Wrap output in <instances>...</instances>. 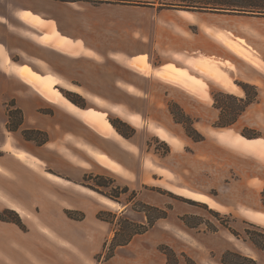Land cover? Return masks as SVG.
<instances>
[{"label": "rangeland", "instance_id": "374dc122", "mask_svg": "<svg viewBox=\"0 0 264 264\" xmlns=\"http://www.w3.org/2000/svg\"><path fill=\"white\" fill-rule=\"evenodd\" d=\"M216 9L193 11L217 12L213 16L217 27L215 36L224 39L230 46L229 41L243 44L264 66V14L246 10L250 7ZM253 9L259 10V7ZM231 49L235 51L232 46ZM237 54L248 64L233 56L225 64L215 62L211 66L225 72V78L238 89L237 92L227 88L222 90L202 72L198 79L196 76L197 80L189 78L203 89H193V93L165 82L153 83L155 91L145 93L144 99L128 100L124 93H99L108 98L105 100L97 99L92 93L64 89L53 91L67 100L71 98L83 104L84 107H78L117 132L123 143L96 128L99 134L135 154L127 153L130 171L127 168L120 173L100 168H73V180L81 185L51 173L56 177L53 179L46 175L50 172L44 173L48 179L88 193L101 203L89 205L86 212L67 207L68 197L73 195L68 188L57 184L53 186L41 178L39 186L34 184L29 188L33 190L29 198L16 189L9 191L23 209V213L14 211L12 206L0 209V222H3L0 227L7 230L9 244L29 247L35 253L29 257L34 261L47 262L48 258L42 250L51 249V239H55L56 243L58 238L68 240L70 231L77 229L98 233V238L93 236L97 250L92 256L89 252V264H166L164 247L172 249L178 264H189L190 261L221 264L219 258L227 251L226 259L231 264H250L244 256L255 259L257 264H264V251L244 240L247 239L245 229L264 230V221L256 218L264 217L261 200L264 153L249 152L238 145L249 139L252 144L264 149V102L245 110L233 124L216 126L221 112L223 120L232 117L235 101L228 95L239 97L237 94L243 90L240 83H249L257 88L255 84L242 80L243 77L256 70L264 74L245 55ZM262 65L260 67L264 70ZM248 91L253 94L254 89L248 87ZM41 94L63 106L59 100ZM214 94L218 96L221 110L215 106ZM11 103H8V109L13 106ZM113 103L120 104V107H113ZM41 112H49V109H41ZM19 120L20 114L16 110L11 126H16ZM116 127L127 137L120 134ZM212 127L223 129L212 133L220 142L207 134L205 129L210 131ZM158 130L172 140L167 141ZM194 130L203 136L202 140L192 139ZM41 131L45 132L48 140L47 132ZM30 135L38 140L44 137L40 133L31 132ZM69 141L72 142L67 144L82 151L73 140ZM59 157L63 159L62 154ZM60 158H56L50 164L51 170H47L64 174ZM193 193L201 195L206 201L195 199ZM104 200L109 204H105ZM67 211L71 215H67ZM10 219H19L20 224ZM79 220L82 224L77 223ZM143 225L146 230H142ZM231 230H235L238 236ZM75 241L81 242L78 238ZM24 263L27 264L26 260Z\"/></svg>", "mask_w": 264, "mask_h": 264}, {"label": "crops", "instance_id": "0c3cea01", "mask_svg": "<svg viewBox=\"0 0 264 264\" xmlns=\"http://www.w3.org/2000/svg\"><path fill=\"white\" fill-rule=\"evenodd\" d=\"M166 7L161 0H0V209L18 204V199L9 191L16 189L29 198L33 191L29 188L34 184L39 186L41 178L53 186L68 188L73 195L68 197L67 207L86 212L89 205L100 202L88 193L48 179L44 173L81 185L73 180V168H100L114 173L126 168L130 171L127 153H135L99 134L94 125L64 106L45 98L40 85L51 91L92 93L105 100L108 98L99 93H124L128 100L144 99L145 93L155 91L153 83L163 82L193 93V89H203L189 79L190 76L198 79L201 72L190 63L209 67L226 77L222 70L212 68V63L225 64L233 56L243 59L224 39L215 36L217 27L213 16L217 12ZM233 42L259 64L253 65L264 71L258 57L243 44ZM132 63L145 66L147 71ZM256 71L242 79L255 84L259 91L257 101L246 110L264 102V74ZM158 73L176 77L193 89L164 79ZM209 80L226 91L220 81ZM237 95L243 97L245 93L242 90ZM10 101L22 114V123L14 130L8 127ZM113 104L120 107L118 103ZM37 129L48 134V140L42 145L23 135L24 130L30 133ZM212 129L205 130L218 140L212 133L223 129ZM166 136L167 141L172 140ZM70 139L82 151L67 144L72 142ZM248 140L247 143L264 153L261 146ZM95 153L104 155L115 165L101 162ZM61 154L63 159L59 157ZM56 158H60L64 174L50 171V164ZM81 221L77 223L82 224ZM95 232L75 229L70 231L68 240L58 238L60 243H56L51 239V249L42 250L48 261L41 262L29 257L35 254L29 247L9 244L7 230L0 227V264H25V260L27 264H89V252L92 256L97 250L93 236L98 238V233ZM76 238L82 243L75 241Z\"/></svg>", "mask_w": 264, "mask_h": 264}, {"label": "trees", "instance_id": "16d2710c", "mask_svg": "<svg viewBox=\"0 0 264 264\" xmlns=\"http://www.w3.org/2000/svg\"><path fill=\"white\" fill-rule=\"evenodd\" d=\"M161 3L165 6H168V7H173V8H178V9H186V10H204V9L214 10L216 8H223V7H250L251 9H246V10L253 11V12H259L261 14H264V0H161ZM255 7H259V10L253 9ZM231 9H235V8H231ZM216 10H219V9H216ZM240 86L245 93L244 97H237L234 95H228L231 98H233L235 101L234 106L232 108L233 109L232 117L228 120H223V115L221 112L220 117L218 119V122L216 123L217 124L216 126H228V125L233 124L237 120L238 116L241 115L246 110L247 106L257 99L258 91L254 85H250L249 83H240ZM248 87H252L254 89L253 94H251L248 91ZM69 100L71 102H73L74 104H76L77 106L84 107L83 104L75 101L74 99L69 98ZM214 103H215V106L217 108H219L220 110L222 109V106L218 105L219 100H218L217 94H214ZM11 104L13 105V103H11ZM16 110L20 114V120H19V122H17L16 126L12 127L11 126V119H12V115L14 114V111H16ZM8 117H9V120H8L9 129L14 130L22 123V114H21V111L17 108H12V107L9 108L8 109ZM116 128L120 134L127 137L126 133L120 131L118 129V127H116ZM31 132L44 134V137L38 140L34 136L30 135ZM194 132H195V136H191L194 141H199V140L203 139V136L200 133H198L195 130H194ZM23 135L26 138L33 139L39 145L43 144L47 141L45 132H43L39 129L32 130V131H30V133H28L26 130H24ZM261 200L264 204V188L261 191ZM66 213H67V215H71V212H69V211H67ZM79 218H82V216H80ZM10 220L12 222H15L16 224H20L19 219H10ZM142 230H146L145 225H143ZM244 231L247 235V239H244V240L249 241L250 244L252 246H254L255 248L264 251V230L261 232H256L253 230L245 229ZM136 232H142V231H136ZM231 232L235 236H238V233L235 230H231ZM163 251L166 255V264H178L177 256L172 251V249H170L169 247H164ZM227 253H229V252L227 251V252H224L223 254H221V256L219 258V261L221 264H231L226 259ZM243 258L245 260H247L248 262H250V264H257L256 260L251 258V257L244 256ZM190 262L191 263H189V264H197V263L192 262V261H190Z\"/></svg>", "mask_w": 264, "mask_h": 264}, {"label": "bare ground", "instance_id": "6f19581e", "mask_svg": "<svg viewBox=\"0 0 264 264\" xmlns=\"http://www.w3.org/2000/svg\"><path fill=\"white\" fill-rule=\"evenodd\" d=\"M230 44H232L231 46L233 47V49L237 52V53H240V54H243L245 55V57L253 64H256L257 66L259 65L254 59H252L248 53L246 51H244L241 47H239L236 43H234L233 41H229ZM133 66L137 67L138 69H141L143 71H147V68L145 66H142V65H139L137 63H132ZM191 65L192 67L194 68H198L199 70H201L202 73L208 75L209 77L211 78H214L218 81H220L225 88H227L229 91L231 92H237L238 89H236L233 85L230 84V82L222 75L216 73L215 71H213L211 68L209 67H206V66H203V65H200L196 62H194V65L193 64H189ZM209 73V74H208ZM158 75H160L161 77H163L164 79H167L171 82H174V83H177V84H180V85H183V86H186L190 89H193L190 85H188L186 82L176 78V77H173V76H168V75H165V74H162V73H158ZM40 88H41V92L48 96V97H52L56 100H59V102L65 107V109H67L69 112L73 113L74 115L76 116H79L81 117L82 119L88 121L90 124L94 125L97 129H99V131H101L102 133H105L107 135H110L113 139L117 140L119 143H123L122 139L120 138L119 134L117 132H115L114 130H112L111 128H108L107 126H105L98 118L96 117H93L92 115H90L89 113H87L85 110L79 108L78 106H76L74 103H72L71 101L67 100L66 98H64L62 95V97L58 94V93H55L53 91H51L50 89L44 87L43 85H40ZM98 99V98H97ZM122 111V110H121ZM134 117V116H133ZM158 133L163 135L165 139H169L166 134L161 131V130H158ZM238 145L248 151H252L254 153H260V151L256 150L255 147H253L252 145L249 144V142L247 143H243V142H239ZM14 153V152H13ZM94 155H96V157L101 161V162H104L108 165H111V166H114L115 164L110 161V159H108L107 157H105L104 155H101L99 153H95ZM26 156V155H25ZM48 177H52L53 179H56V177L54 175H52L51 173H47L46 174ZM183 192V191H182ZM190 192V191H189ZM187 196V195H186ZM193 196L195 197V199H198V200H202L204 201L205 199H203V197L197 193H193ZM191 197V196H190ZM209 199V198H208ZM206 201V200H205ZM105 204H109L108 201L104 200L103 201ZM209 204V203H208ZM212 205V204H211ZM12 208L14 210H16L17 212L19 213H23V209L21 207H19V205H14V204H11ZM111 206H115L114 203L111 204ZM256 218L260 221H264V217L262 216H256Z\"/></svg>", "mask_w": 264, "mask_h": 264}]
</instances>
